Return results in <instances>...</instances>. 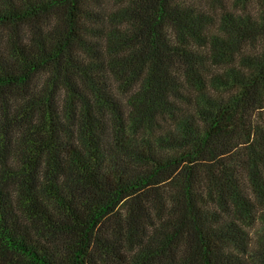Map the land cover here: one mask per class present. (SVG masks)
Segmentation results:
<instances>
[{
    "label": "trees",
    "instance_id": "16d2710c",
    "mask_svg": "<svg viewBox=\"0 0 264 264\" xmlns=\"http://www.w3.org/2000/svg\"><path fill=\"white\" fill-rule=\"evenodd\" d=\"M0 264H264V0H0Z\"/></svg>",
    "mask_w": 264,
    "mask_h": 264
}]
</instances>
